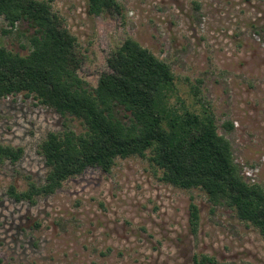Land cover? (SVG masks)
Instances as JSON below:
<instances>
[{
	"label": "rangeland",
	"instance_id": "rangeland-1",
	"mask_svg": "<svg viewBox=\"0 0 264 264\" xmlns=\"http://www.w3.org/2000/svg\"><path fill=\"white\" fill-rule=\"evenodd\" d=\"M44 1L76 38L78 76L90 88L110 72L111 54L134 40L174 74L167 107L211 113L241 175L247 180L244 169L256 168L254 184L264 191V0H116L121 14L100 15L88 14L87 0ZM32 34L27 23L10 28L0 17V47L24 56ZM65 129L84 130L32 97L0 98V144L23 149L16 164L0 163V264H197L204 256L205 264H264L255 228L201 190L162 182L148 155L116 159L108 173L88 168L34 204L14 202L9 186L44 183L39 145Z\"/></svg>",
	"mask_w": 264,
	"mask_h": 264
},
{
	"label": "trees",
	"instance_id": "trees-1",
	"mask_svg": "<svg viewBox=\"0 0 264 264\" xmlns=\"http://www.w3.org/2000/svg\"><path fill=\"white\" fill-rule=\"evenodd\" d=\"M87 8L89 15L121 14L116 0H87ZM0 17L10 28L20 22L33 28L28 54L0 47V98L32 97L61 116L79 120L84 129L80 134L70 129L49 133L38 150L48 169L44 183H29L21 192L9 186L10 199L34 204L37 197L53 195L67 179L88 168L108 173L116 159L148 155L151 166L162 172V182L203 191L209 202L225 205L264 240V191L241 175L231 145L218 135L211 113L167 107L175 77L166 62L128 38L108 58L110 72L90 88L78 76L82 55L76 38L49 1L0 0ZM225 127L231 129L232 124ZM22 155L23 149L0 144V163L14 165ZM198 221L199 210L191 203L193 234ZM195 262L211 259L204 256Z\"/></svg>",
	"mask_w": 264,
	"mask_h": 264
},
{
	"label": "built area",
	"instance_id": "built-area-1",
	"mask_svg": "<svg viewBox=\"0 0 264 264\" xmlns=\"http://www.w3.org/2000/svg\"><path fill=\"white\" fill-rule=\"evenodd\" d=\"M257 170H256V168H253V167H250V168H245L244 169V174H245V176H246V181L248 182V183H251V184H254V181H255V179H254V173L256 172Z\"/></svg>",
	"mask_w": 264,
	"mask_h": 264
}]
</instances>
